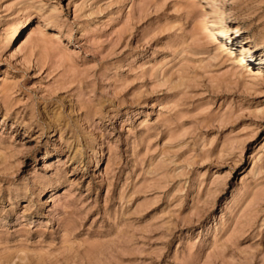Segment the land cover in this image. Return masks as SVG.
I'll list each match as a JSON object with an SVG mask.
<instances>
[{
    "label": "rangeland",
    "instance_id": "374dc122",
    "mask_svg": "<svg viewBox=\"0 0 264 264\" xmlns=\"http://www.w3.org/2000/svg\"><path fill=\"white\" fill-rule=\"evenodd\" d=\"M0 264H264V0H0Z\"/></svg>",
    "mask_w": 264,
    "mask_h": 264
},
{
    "label": "bare ground",
    "instance_id": "6f19581e",
    "mask_svg": "<svg viewBox=\"0 0 264 264\" xmlns=\"http://www.w3.org/2000/svg\"><path fill=\"white\" fill-rule=\"evenodd\" d=\"M213 1V0H212ZM215 3V2H214ZM215 7H214V11H215V13L217 14V16H218V20H219V22L221 23V26H222V29H223V31H228V30H231V29H234V28H238V26H231V25H229V24H227V23H225L224 21H223V19H222V17H221V11H220V9L217 7V5L215 4L214 5ZM231 9L233 10V11H235V14L237 15V16H240V17H245L246 16V14H245V12L242 10V9H240L236 4H232V6H231ZM247 17V16H246ZM25 22V21H24ZM18 27L19 26H17L16 28H15V33H16V31H18ZM246 42L248 43V44H250V43H252V39H250V38H247L246 39ZM246 45V44H245ZM254 45H256L255 43H254ZM95 148V147H94ZM56 151V150H55Z\"/></svg>",
    "mask_w": 264,
    "mask_h": 264
}]
</instances>
